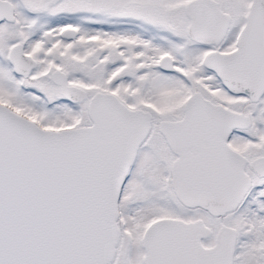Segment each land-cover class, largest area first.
Masks as SVG:
<instances>
[{"label":"snow or ice","instance_id":"6c2138e0","mask_svg":"<svg viewBox=\"0 0 264 264\" xmlns=\"http://www.w3.org/2000/svg\"><path fill=\"white\" fill-rule=\"evenodd\" d=\"M0 264H264V0H0Z\"/></svg>","mask_w":264,"mask_h":264}]
</instances>
